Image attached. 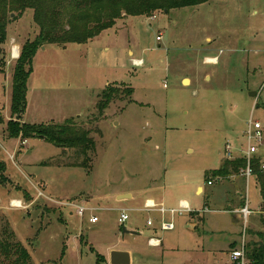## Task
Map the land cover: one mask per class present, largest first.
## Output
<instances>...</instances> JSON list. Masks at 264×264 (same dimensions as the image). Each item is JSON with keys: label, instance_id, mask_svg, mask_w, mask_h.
Here are the masks:
<instances>
[{"label": "rangeland", "instance_id": "obj_1", "mask_svg": "<svg viewBox=\"0 0 264 264\" xmlns=\"http://www.w3.org/2000/svg\"><path fill=\"white\" fill-rule=\"evenodd\" d=\"M7 10L0 241L9 236L20 243L31 264H96L97 254L100 264H109L113 250L131 251V264H230L229 253L242 241L246 246L264 235V173L248 180L239 173L211 178L226 160L225 144H245L251 115L264 124V0H208L151 16L121 14L91 42L38 49L22 123L71 120L95 144L86 167L74 149L8 137L7 123L18 122L10 111L16 63L10 50L15 46L20 54L41 30L32 8ZM110 93L100 111L97 105ZM149 198L165 207L185 201L192 213L175 217L174 230L161 232L160 215L143 211ZM13 201L22 207L12 208ZM244 207L246 220L238 212ZM122 211L129 220L120 227ZM148 218L155 220L151 227ZM123 228L136 235H123ZM151 235L161 238L159 247L147 245Z\"/></svg>", "mask_w": 264, "mask_h": 264}, {"label": "trees", "instance_id": "obj_2", "mask_svg": "<svg viewBox=\"0 0 264 264\" xmlns=\"http://www.w3.org/2000/svg\"><path fill=\"white\" fill-rule=\"evenodd\" d=\"M208 0H0V74L4 64L3 44L6 40L7 9L22 13L27 8L34 10V20L41 32L37 39L26 42L16 60L12 75L10 111L19 116V121H9L7 132L10 139H41L49 144L66 149H74L85 159L82 167H86V154L93 151L95 144L89 133L77 128L71 120L63 124L40 125L22 123L26 110L27 83L32 73V62L38 49L45 44L61 47L67 44H86L97 38L103 31L113 27L115 20L125 16H151L155 11H171L194 7ZM57 20V22H55ZM129 94L132 91L128 92ZM110 94H105V101L97 105L103 111L109 105ZM81 167V166H80ZM244 167L240 160H225L222 167L213 172L211 178H227L232 173H239ZM257 167V165H256ZM255 167L254 174L258 178L261 173ZM207 181V178H206ZM209 182V181H207ZM264 212V204L262 207ZM12 236V235H11ZM259 240L245 246L244 256L249 264H264V235ZM234 248V245L231 246ZM91 252H94L91 249ZM0 257L6 264H31L26 249L18 242L5 237L0 241ZM104 262L96 255V264Z\"/></svg>", "mask_w": 264, "mask_h": 264}, {"label": "built area", "instance_id": "obj_3", "mask_svg": "<svg viewBox=\"0 0 264 264\" xmlns=\"http://www.w3.org/2000/svg\"><path fill=\"white\" fill-rule=\"evenodd\" d=\"M156 40H160L157 37ZM19 57V49L13 46L10 50V60L16 61ZM134 66H140V62H133ZM264 86V85H263ZM245 144H239L237 146H232L229 143L225 144L224 153L225 159L228 161L240 160L244 162V167L240 169L239 175L245 180L254 176V170L257 165V170L262 174L264 173V124L259 120H254L253 116L245 124ZM208 186L212 185V182H207ZM12 208H21V202H11ZM18 206V207H15ZM68 206L73 207L74 204H69ZM143 211L147 213L156 212L161 217V223L159 230L161 232H170L174 230V218L177 216H182L185 213H192L190 207L185 201H179L177 207H165L161 203H156L153 200H146L143 204ZM242 218L246 220L250 211L244 207L238 211ZM84 213V208L78 207L77 214L82 216ZM169 218V221L167 220ZM129 220L128 215L125 211L119 216L118 224L123 227L125 222ZM97 218L92 217L90 223H96ZM155 220L147 219V226H153ZM161 244V238L158 236L151 235L147 240V245L152 248H157ZM245 245L242 241L240 248L237 250H232L229 253L230 264H247L248 260L244 256Z\"/></svg>", "mask_w": 264, "mask_h": 264}, {"label": "water", "instance_id": "obj_4", "mask_svg": "<svg viewBox=\"0 0 264 264\" xmlns=\"http://www.w3.org/2000/svg\"><path fill=\"white\" fill-rule=\"evenodd\" d=\"M188 80H183V84H186ZM257 93L252 92L250 94L251 98H255ZM19 116L15 117V121H19ZM200 190V189H199ZM131 197L130 195H120L119 199H125ZM117 198V199H118ZM122 233L129 234V235H136L134 231H128L126 229H122ZM109 264H131V253L128 251H120V250H113L109 253Z\"/></svg>", "mask_w": 264, "mask_h": 264}, {"label": "crops", "instance_id": "obj_5", "mask_svg": "<svg viewBox=\"0 0 264 264\" xmlns=\"http://www.w3.org/2000/svg\"><path fill=\"white\" fill-rule=\"evenodd\" d=\"M36 53H37V52H36ZM214 61H215V60H214ZM10 62H11V61H10ZM199 189L202 190L201 187H198V192H199ZM119 196H120V194H116V195H115V199L118 198ZM131 197H132V195H131ZM146 200H153V199L149 198V199H146ZM146 200H145V201H146ZM153 201H154V200H153ZM180 201H182V200H180ZM154 202H155V201H154ZM144 203H145V202H144ZM186 203H187V202H186ZM161 204H163V203H161ZM163 205H164V204H163ZM164 206H165V205H164ZM120 251H126V250H120ZM127 251H128V250H127ZM129 252L131 253V257H132V252H131V251H129Z\"/></svg>", "mask_w": 264, "mask_h": 264}, {"label": "bare ground", "instance_id": "obj_6", "mask_svg": "<svg viewBox=\"0 0 264 264\" xmlns=\"http://www.w3.org/2000/svg\"><path fill=\"white\" fill-rule=\"evenodd\" d=\"M214 61V60H213ZM216 61V60H215ZM188 83V82H187ZM15 207H18V206H15Z\"/></svg>", "mask_w": 264, "mask_h": 264}]
</instances>
